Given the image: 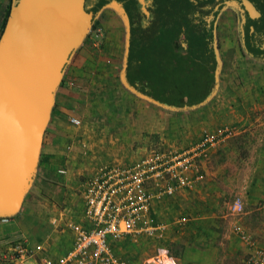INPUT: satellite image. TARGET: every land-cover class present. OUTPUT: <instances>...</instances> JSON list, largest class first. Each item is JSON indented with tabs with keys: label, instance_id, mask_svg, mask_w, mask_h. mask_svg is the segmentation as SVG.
Instances as JSON below:
<instances>
[{
	"label": "rangeland",
	"instance_id": "rangeland-1",
	"mask_svg": "<svg viewBox=\"0 0 264 264\" xmlns=\"http://www.w3.org/2000/svg\"><path fill=\"white\" fill-rule=\"evenodd\" d=\"M162 8V11L166 10L165 6ZM239 8L234 3H226L217 18V28H212L216 55L218 53L221 57L223 71L231 68V64L225 65V59L246 55L241 48L237 28L241 19ZM116 13L114 4L102 8L79 44L81 48L84 46L90 51V56H99L109 63L114 59L120 60L125 44V20L116 16ZM155 24L158 25V22ZM113 28H117V31L114 32ZM111 33L116 34L115 40ZM75 49L70 56L77 55ZM117 71L116 79L119 82L120 75ZM63 74L62 70L59 84L65 77ZM218 77L217 74V80ZM150 111H147V128L141 130V135L147 141L142 153H138L130 161L119 163L130 164L152 149L180 150L192 144H188V140L192 141L193 137H190L191 134L186 129L192 121H196L194 111L174 112L163 108L161 120L158 109L157 130L155 124L150 123L152 119L155 122L156 114ZM240 130L234 129L233 137L220 146L219 151V147L211 151L204 178L195 187L180 189L156 201L155 221L166 226L160 237L140 234L122 237L112 243V253L117 261L123 264H148L146 260L158 248H164L166 256L171 257L175 264H249L256 250H264V213L261 210V203L264 202V129L251 127ZM192 135L195 139L198 137L193 133ZM121 142L122 140L119 141L120 144ZM62 145L63 143L50 159L46 153L44 155L40 152L37 167L25 194L26 199L18 210L22 214L32 212L30 215L26 214L25 226L22 227L35 241H42L50 233L48 219L60 208L65 206L76 211L80 206L79 190L85 175L92 173L97 166L118 163L103 157L95 160L64 157L63 160L59 156L63 153ZM108 146V141H104L102 150L110 151ZM79 163L84 166L81 171H77L79 167L75 165ZM60 166L66 168V173L58 171ZM236 196L241 197L244 205L243 214L238 216L229 211L230 203ZM236 222L249 235L251 244L234 233L233 224ZM59 231L63 238L69 239L71 234H68L67 229L63 231L59 228L56 233ZM160 254L164 255V252L161 251ZM173 261L164 258L165 264H174Z\"/></svg>",
	"mask_w": 264,
	"mask_h": 264
},
{
	"label": "crops",
	"instance_id": "crops-1",
	"mask_svg": "<svg viewBox=\"0 0 264 264\" xmlns=\"http://www.w3.org/2000/svg\"><path fill=\"white\" fill-rule=\"evenodd\" d=\"M11 2L12 0H0V26L5 10ZM113 29L114 32L117 31V28ZM111 35H114L115 40L116 34L111 33ZM76 50L77 55L70 56L63 67L65 77L55 90L54 102L43 134L40 152L44 155L46 153L50 159L61 144L65 143V146L62 145L61 148L63 153L59 155L63 160L64 157L75 160H95L103 157L112 162H118L116 164L130 161L138 153H142L143 145L147 142L146 138L141 135V130L147 128L148 109L155 114L159 109L162 120L163 107L128 88L122 79L117 81L116 71L118 70L117 73L120 75L121 70H124L122 67L123 54L120 60L114 59L109 63L99 56H90V51L84 46L81 48L79 45ZM220 58L217 53L219 77L214 93L198 107L176 111H194L197 115L196 121H192L186 130L191 134L190 137H193L191 139H195L192 133L198 137L194 141L188 140V144L198 141L204 133L217 132L224 126H230L236 131L251 127L264 129V60L240 54L235 58L225 59V65L231 64V68L228 67L227 71H223ZM69 116L78 118L80 124L74 125L68 122ZM150 123H154L156 130L158 129L157 114L155 122L152 119ZM190 137L187 138L190 139ZM120 140H122L121 144ZM104 141H108L110 151L102 150ZM136 145L142 147H135ZM208 159L209 157L201 162L204 174L208 168ZM82 164H75L79 167L77 171L84 169ZM97 167L93 168L92 173ZM59 168L66 170L63 166ZM92 173L85 175L80 184V206L76 211L63 206L53 214L48 219L51 226L50 233L42 241H35V238L29 236L22 227L25 226L26 214L30 215L32 212L27 211L22 214L18 211L12 216L0 217V251L6 250L17 239L24 238L30 248L36 245L40 247L34 251L32 260L37 261L46 256L55 259L60 256L70 246L73 238V233L66 224L71 221H82L84 181ZM61 174L64 173L61 172ZM25 199L26 195L21 205ZM157 202L152 206L154 221ZM234 224L240 225L238 222ZM59 228L63 231L67 229L68 234H71L69 239L68 237L67 240L63 238L60 231L56 233Z\"/></svg>",
	"mask_w": 264,
	"mask_h": 264
},
{
	"label": "water",
	"instance_id": "water-1",
	"mask_svg": "<svg viewBox=\"0 0 264 264\" xmlns=\"http://www.w3.org/2000/svg\"><path fill=\"white\" fill-rule=\"evenodd\" d=\"M83 1L12 0L10 4L0 32L1 218L20 209L37 167L63 67L90 28L92 13L84 9ZM240 3L248 17L259 15L249 0ZM120 79L136 92L124 70Z\"/></svg>",
	"mask_w": 264,
	"mask_h": 264
},
{
	"label": "built area",
	"instance_id": "built-area-1",
	"mask_svg": "<svg viewBox=\"0 0 264 264\" xmlns=\"http://www.w3.org/2000/svg\"><path fill=\"white\" fill-rule=\"evenodd\" d=\"M68 120L80 124L74 116ZM233 133L234 128L224 126L217 132L204 133L180 150L152 149L130 164L97 167L84 181L82 221L66 224L73 233L69 247L55 259L46 256L34 261L31 258L40 247L30 248L24 238H19L0 251V264H123L114 257L112 243L125 235L160 237L166 226L154 221L153 204L180 189L195 187L204 178L201 162ZM59 172L66 170L59 168ZM261 210L264 213V202ZM229 211L234 216L244 212L241 197L232 200ZM233 231L251 244L239 224H233ZM160 251L167 255L166 249L158 248L146 262L159 264ZM249 264H264V250H256Z\"/></svg>",
	"mask_w": 264,
	"mask_h": 264
},
{
	"label": "trees",
	"instance_id": "trees-1",
	"mask_svg": "<svg viewBox=\"0 0 264 264\" xmlns=\"http://www.w3.org/2000/svg\"><path fill=\"white\" fill-rule=\"evenodd\" d=\"M110 1L95 0L90 8L93 16ZM249 1L255 3L264 18V0ZM8 8L2 18L1 30ZM132 13L136 14V11ZM124 16L127 23L124 76L137 93L170 111L198 107L214 93L217 59L212 28H153L155 24L141 28L132 25L131 19ZM247 19L248 23L252 22ZM262 29L258 28L259 31ZM252 37L248 28H242L240 44L243 52L264 60V48L249 44Z\"/></svg>",
	"mask_w": 264,
	"mask_h": 264
},
{
	"label": "flooded vegetation",
	"instance_id": "flooded-vegetation-1",
	"mask_svg": "<svg viewBox=\"0 0 264 264\" xmlns=\"http://www.w3.org/2000/svg\"><path fill=\"white\" fill-rule=\"evenodd\" d=\"M94 1H83L84 9L92 13L91 23L95 21L102 9L93 16V11L90 8ZM226 3H234L240 7L238 12L241 19L237 27L240 42H242V28H248V33H252L253 36L248 40L249 44L264 48V18L253 2L251 3L259 12V15L254 18L247 16L240 0H111L109 2V4L115 5L116 16L125 19L124 15H127L133 22L132 25H139L141 28H146L148 25L154 26L155 22H158V25L155 24V28H217L215 25L217 18ZM164 6L166 10L162 11ZM134 11L136 14L132 13ZM247 18L252 22L248 23ZM258 28L263 29L259 31Z\"/></svg>",
	"mask_w": 264,
	"mask_h": 264
},
{
	"label": "bare ground",
	"instance_id": "bare-ground-1",
	"mask_svg": "<svg viewBox=\"0 0 264 264\" xmlns=\"http://www.w3.org/2000/svg\"><path fill=\"white\" fill-rule=\"evenodd\" d=\"M161 252V251H160ZM163 252V251H162ZM161 255V254H160ZM160 257V263L159 264H165L164 263V258L166 257V255H161V256H159ZM173 261V260H172ZM174 263V262H173ZM175 264V263H174Z\"/></svg>",
	"mask_w": 264,
	"mask_h": 264
}]
</instances>
